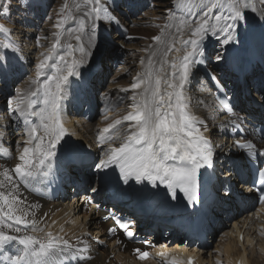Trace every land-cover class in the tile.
<instances>
[{"label": "bare ground", "instance_id": "1", "mask_svg": "<svg viewBox=\"0 0 264 264\" xmlns=\"http://www.w3.org/2000/svg\"><path fill=\"white\" fill-rule=\"evenodd\" d=\"M6 3H7L6 0H0V6ZM171 18H173V16H171ZM237 24H238V29L236 32V39H234L231 43L223 44L222 43L223 37L216 36V38L219 40L218 43L221 44L223 48L222 55L224 50H227L226 57L222 58L221 60H218L217 62L213 61V62H209V64L202 65L201 68H199V71L202 73L203 76H209L210 74H212V70L222 68V72L227 73L225 74V76L229 78L231 77L230 74L231 72H237L238 74L239 72H249V74L252 76H254L255 73H258L260 75V78L262 79L261 81H255L251 79V81H253L251 87H253V89L257 91L258 86H260L262 82L264 84V73L262 70H258V64H256L259 63V58L264 55V20L262 21V19H260V14L258 15V18L250 14H247V19L245 21H238ZM122 25L124 26L123 23ZM0 35H2V32H0ZM210 39L211 38L204 39L201 42L202 47L207 42H209ZM247 39H250L252 41V45L247 44ZM245 42L247 47L245 45ZM4 43L5 41L2 39V37H0V45H3ZM150 45H152V43ZM161 50L163 51V48ZM237 51H239L238 54ZM23 52H25L24 49ZM179 52L180 51L175 50L174 52L175 56H173L172 60H170L171 57L168 58V60H170L168 61L169 64L174 62V58H176V54H178ZM1 53H2V46H0V63H3L2 61L3 55ZM183 53L180 52V54H178L177 56L180 57L183 55ZM142 56L145 55H141V57ZM217 56H219L220 58L221 51L218 52ZM141 59H143V57ZM214 59H218V58H214ZM82 60L83 62L76 63V68H75L76 74L70 76L68 83L65 85L66 92L64 94V99L61 101L60 116H59L61 125L65 131V135L61 143L55 149L56 156L53 157L50 162H46L45 166H43L42 168V171H48L50 174L47 177L37 174L35 179H33L30 183L28 184L20 183L16 191V195L18 197H21L24 201V204L22 206L28 209L27 219L29 221H35L36 222L35 227L37 229H42V231H33L32 226L29 225L27 229L21 226V232L18 234L17 233H9V234H16V235L29 234L41 239H46L47 238L46 234L51 232L53 237L67 239L72 245H74V249H70L65 253H61L60 256L57 257V264H173V262L174 264H185V260L188 256L195 258L194 264H237V263L254 264V262L256 263L254 258L255 257L259 258L258 256L253 257L255 253L259 254V256L260 254L264 256V238L262 237L263 234L260 236L263 239L261 238V242L258 246V250H255L254 246L252 245L253 239L251 238V235H249L248 232V230L254 229L253 227H251V225L247 227L248 230H246L245 227L244 230L242 231H240L241 227L235 225L234 229H232L229 233V237L232 235L233 238H229L228 235L225 234L224 235L225 240L220 239L219 240L220 242L216 244L214 247L212 246L209 247L210 243L208 244L203 243L202 245L199 244L200 245L199 248L203 247V250L197 249L195 252L194 249L193 250L186 249L185 246L183 245L184 243H189L187 242V240L191 241L192 239L185 238L186 241L184 240V242L182 243L181 241L183 240L180 237V234L178 233L180 231L175 230L172 226H168L162 223L163 217L161 216L151 215L147 218H144L142 216H137L136 220L140 223V221L143 219H150L149 221H151L150 222L151 233L154 234L156 232L154 231V229L157 230L159 228L165 229L167 230V233L164 234L169 236L170 241H166V240L163 241V237H159L156 240H152L153 236L151 235L147 236L144 230H142V227L135 228V230L134 228H132L131 231L133 233L135 231V233L132 238H129L124 234V232L120 231L117 227L113 226L112 219L114 214L128 216V217L130 216L129 214H135L136 212L135 205L137 204L135 202L137 201V199H140L141 202H143V204L148 202L149 207L152 209L153 214H155L153 207L160 202V199L156 196H150V194H148L146 181H143L142 183H137L135 178L133 177L130 178L127 183H125L120 176L119 168L116 167L115 165H112L108 169H103V170H98L95 167V170L98 173V179L96 180V184H94L95 191L93 193H88V190L90 189L91 186L90 182L92 181V178H90L89 176L92 175V173L91 174L88 173L89 164H85V163L94 160V156L91 153L92 152L95 153L94 151L95 144H98L96 145V147L99 149L104 147L105 142H107L108 140L102 138L106 137L107 135L117 136L114 135V131L118 129L120 125H118L115 129L111 130L109 134L103 133L101 136L97 135V137L94 138L95 142L89 143L90 139L93 138L92 135L93 132L91 131V128L88 126L86 127V125L79 126L78 124H80L79 123L80 120L78 119L80 118L75 119L73 115L68 116V113H71L72 111L70 110L71 108L70 106L72 104L78 105L81 101L90 100L89 92L90 90L93 89L92 86L95 80L92 79L91 77L89 79L90 86H88V84L85 83L87 77L84 78L83 74L87 72L89 73L90 71L92 76L93 73L98 72L96 68L92 69L89 67V65L87 66L84 58H82ZM143 66L145 65L143 64ZM3 68H6V65H4ZM241 69H243V71H241ZM196 70H198L197 65L192 64L189 70L191 72L190 76H195L194 72ZM174 73H177L176 80H173V77L172 80L174 83L178 84L179 81L178 68L177 69L173 68V74ZM50 74L52 73H49V75ZM165 80L166 79H164V81ZM147 81L148 80H146V83ZM215 82L217 84V87L215 88L216 90L215 96L208 98L207 102H205L206 100H203L205 98L204 96L203 99H198V98L196 99L193 94L194 90L193 91L191 90L190 92V89L192 87H190V89H186L184 87L183 98H184V103L186 104L191 103L193 105H196L197 115L199 114V116H195L196 114H194V116L192 117H194L197 121L202 122V123H198L196 127L200 129V132L205 137L211 139L213 146H215L214 144H216L217 146L214 147V150L216 151V157L219 159L218 163L216 164L218 172L223 173L226 171V174L230 173L231 175H233L234 177L232 179V182H238L239 180L241 181L242 186L238 185L237 189L234 188L233 185H231V189H234L235 195L232 196V194H228L227 191H224L223 195H221L222 197H224L223 201L226 204L220 206L221 211H224L226 213V215L223 216L221 215L222 218L224 219V216L229 217L230 212L233 211V209H235L234 208L235 206L245 204L246 202H249L250 199L255 200L256 195L250 189L248 183H243L246 182L245 181L246 178H244L243 176L241 177L240 174L238 175L240 171L237 169L236 164L232 163V160L230 158L231 154L228 153V151L232 149H227L228 145H226V142L223 141L224 139L214 143L215 141L212 140L211 135H216V134L215 132L212 133L213 131L212 129H217L218 127L225 128V130L219 129L218 131H220L221 133H218L217 135L220 136L219 137L220 139L222 138V136H227L229 141L231 140V144H233L238 149V151L235 150V153L238 154L239 152L238 155H240V158L246 161L247 165H249L250 170L248 171V174L245 177L248 176V178H250L251 168H257L262 166L263 157L252 156L249 150L242 147H238V144L242 145L246 141H251L255 145V148L257 150L264 149V139L257 132V128L261 127L259 123L264 122V112L257 109V107L254 105H250L249 106L250 109H248L247 111V106H248L247 105L244 106L245 107L244 110L247 111L249 116L246 114L243 115L236 114L232 110L234 106V102L232 99H230L231 97L226 96V93L224 91V86L220 85L218 81ZM186 83L187 85L191 84V82L189 81ZM70 86L72 87V89L69 90ZM160 87L162 88L161 85ZM3 88H4L3 84L0 83V94H2ZM162 89L165 90L164 87ZM168 89L167 92H169ZM261 91L264 92V89H261ZM161 94L163 95L164 93ZM143 98L144 100L149 99L150 92L145 93L144 90ZM38 99L40 100V96H38ZM221 101H224L228 105V107L227 108L223 107L220 103ZM262 102L263 101H261V103ZM213 104H216V106L220 105L221 110L219 109L218 111L222 112L223 114H221L218 117L217 116L215 117L216 113L213 112L215 114L213 115L211 112L213 108ZM39 105L40 106H38V109L43 108V104H39ZM238 107H242V105L239 104ZM66 108L67 109L69 108V110H66ZM129 110H130L129 112L134 111L133 108H129ZM29 112L30 110H28V113ZM190 114L191 113H189V115ZM239 116L241 118H245V120L241 122V125L238 119ZM26 118L29 121L34 119L36 121L35 123H37L38 121V119L32 115H29V117ZM130 122L132 128L136 130L135 127H133L135 122L134 121H130ZM208 123L215 125L217 124V127L214 125L208 128ZM9 126H10L9 123L7 124L6 122L0 121V131L6 129V133L3 137V140L2 142H0V150H4L7 152V155H5L4 151H0V172H2L4 168L11 169L12 167H14L15 164L19 162L17 160V157L21 153L19 152L16 154V156H12V154L10 153V147L5 145L4 143L5 141H8L7 140V138H9L8 134L10 133V131H12V129H9ZM11 127L13 126L11 125ZM119 129L121 130V132H119V134L121 135L123 133L122 131H126L127 129H129L130 131L131 126L125 125V126H121ZM38 134H42V133H38ZM13 137L14 136L9 138V141L13 139ZM124 138H126V136H124ZM114 141H116V139L112 140V142ZM84 146L88 150H91L92 152H90V154L81 153L82 162L72 165L73 169H71L70 173L76 176L75 177L71 176L72 179L71 183L74 184V186L70 188L71 192L68 196L64 192V185H62L61 187L58 186L56 184V180L53 178V174L58 172L59 175L64 179L66 178V173L70 170L69 165L63 166L60 163L63 158L62 157L59 158L58 153H66L68 156L73 158V156L79 153V151H81L84 148ZM53 161L58 162L56 168L55 169H53V167L48 168V163H52ZM226 162L228 163L230 162L232 164L231 165L226 164ZM241 169L242 171H245L243 167H241ZM219 177L222 178L223 175L220 174ZM77 178H79L80 181L82 180V182H78L77 180L79 179ZM221 184L225 185L226 183L225 181L222 182L221 180L218 179V181L215 184V188L216 189L219 188ZM239 187L244 188L245 198L241 196L240 194L241 190ZM73 189H75V192H73ZM0 190H4V189H0ZM237 190L239 193L237 192ZM118 191H119V195L122 196V199L125 196L127 198V202H129L132 206L127 207L118 203L116 200V196L115 197L109 196L107 198L108 202L104 201L103 204H102L103 200L102 201L97 200L98 197L106 198L105 196L106 193L115 192L116 195L118 194ZM215 204H219L218 200L216 201ZM211 209L213 210V207H211ZM255 216L257 217L256 220H261L262 222V227H260L261 224L260 226L257 225V227L259 229L260 228L264 229V202H262L258 206V208H256L254 213L250 216V221L255 220L254 219ZM209 220L211 221V223L220 222V219L213 211L209 216ZM224 222H226V219L224 220ZM109 228H113L115 229V231L112 234H109L108 233ZM206 230L208 234H210L211 232L210 235H213L214 229L212 224H209ZM255 230H257V228H255ZM5 231L7 232L8 230L5 229ZM243 231L245 235H247L248 237H245L244 240L242 239L240 244L239 243L236 244L237 235L240 232L242 233ZM226 238L228 240H226ZM156 241H161V242L157 243ZM245 244L249 245V248L246 251L247 253H249V255H247V253L245 252V248H244ZM85 247L87 248L86 252L78 251L79 249H83ZM21 248L22 246H20L16 242H13L10 245H8L7 250H5L4 248H0V264H7V257L16 254L17 251ZM135 249H140L141 251L148 250L150 253V257L146 260L138 261L137 255L135 253Z\"/></svg>", "mask_w": 264, "mask_h": 264}, {"label": "rangeland", "instance_id": "2", "mask_svg": "<svg viewBox=\"0 0 264 264\" xmlns=\"http://www.w3.org/2000/svg\"><path fill=\"white\" fill-rule=\"evenodd\" d=\"M6 1L8 3V0ZM104 2L105 0H102V3ZM226 2L227 0H222L224 6L219 9H213V12L220 11L225 15L228 14ZM11 3L12 8L7 14H5L3 10L5 4L0 6V25L10 30L8 39L15 44V49L7 50V60H2L3 63H0V83H2L4 87L2 94H0V121L6 122L7 124L9 123V129H12L8 136L9 138L12 136L14 137L9 141V144H6L10 147V153L12 156H16L17 153L22 152L25 146L24 140L27 139L24 134L25 126L23 123L25 117H21L15 112L16 99L18 95L27 97L30 92L38 89V84L31 83V80L35 79V66L43 59L42 54L52 49V45L56 43L58 38L59 44L56 49L52 51V59L48 61L49 65L56 64L59 67L62 65L61 69L66 74L67 66L65 62L72 63L75 61L79 63L83 62L82 58H84L87 66L89 65L92 69L96 68L98 71L93 78L96 80L94 90L89 93L92 95L90 96L91 100L89 102L83 101L80 104L78 113H75L76 117L82 118L78 125H86V127H90L93 132V138L90 139L89 143L95 142L94 138L97 137V135L101 136L103 134L102 129L116 120L122 121L119 128L125 125L131 126L130 131L129 129L122 131L123 133L121 135L119 134V132H121L119 128L114 131V135L120 136L119 139H116L114 142H105V146L100 148L96 153L97 157L93 164L94 166L98 164L101 159H106L105 153L109 148V143H111L112 147H119L126 139L124 136L134 131L131 122L123 121V117L130 113L129 108H133V103L142 105L145 102L143 94L145 87H148V69L151 68L153 73L151 78L152 84L155 80V75L158 74L161 79L163 78V81L161 80V86L162 88L164 87L165 90L160 87L161 93L166 94L168 89L167 85L170 82L174 83L172 80V63L169 64L168 61L172 60L173 56H175V49L182 47L178 41L180 39L191 38V29L187 26L184 27L182 32L177 31L179 22L182 19H187L189 21L195 20L197 19L196 13L206 10L205 6H211L209 0H106L109 11L115 17V20L111 23L103 20L97 21L101 26L96 30L95 34H92L91 25L93 22H97L94 21V17L90 19L85 15L92 7L87 0H11ZM255 3L257 12L251 13V10H247V14L255 16L256 18H258L260 14V19L263 21L264 11L261 9L259 0H255ZM189 9H191L192 15H189ZM171 16H173V18H171ZM81 23L84 25L83 32L78 31ZM58 24H60V27L56 26ZM192 27H195V25L193 24ZM76 36H79L80 39L77 40ZM154 36H159L160 41H156L157 43L154 42L152 39ZM0 37L5 41V34L3 32ZM209 38H211L210 41L202 47L203 55L197 54L192 58L197 61L195 64L198 70L194 72L195 76H190L191 72L189 71L187 82L189 81L191 84L187 85V83H185L184 85L186 89L192 87L190 92L194 90L193 94L196 99H203L205 97L203 99L206 100L205 102H207L208 98L215 96V88L217 87L215 81H218L220 85L224 86V91L228 97L233 95L234 91H236L233 80L235 77L231 76L229 78L225 76L227 73L222 72V68L212 70V74L209 76H203L199 71L202 65L209 64V62L213 61L217 62L224 58L222 55V45L218 43L219 40L216 36H211L210 33L205 36L204 39ZM151 43L152 45H150ZM167 43L169 45L174 43V50L168 52L167 56H163V53H165L169 47ZM69 45H71L73 49H71ZM162 48L163 51L161 50ZM23 49L25 52H23ZM81 49H83V51H81ZM184 50L185 49L180 48L181 53H183ZM187 50L190 51L191 48L189 47ZM5 51L6 49L2 47L1 54L3 56ZM219 51H221L220 58L214 59L219 57L217 56ZM180 52L178 54H180ZM178 54H176V57H178ZM141 55H145L142 56L143 59H141ZM59 56H64L65 61H60ZM169 57H171L170 60H168ZM140 60H142L143 63ZM150 60L151 63H149ZM143 64L145 66H143ZM4 65H6V68H3ZM52 71L53 69L51 67L46 69L41 80L48 76L49 73H52ZM166 75L171 78L169 79ZM164 79H166V82ZM146 80H148L147 83ZM133 83H139L140 89H132L131 85ZM70 89H72L71 86L69 90ZM168 90L173 91L172 89ZM258 92L261 94V99L264 100V93L262 91ZM133 97H135V100H133ZM33 99L39 100L38 96ZM174 100L175 98L173 97V102ZM26 104L27 99L25 100V105ZM190 104L191 103L187 104L189 106L187 108H191L190 110L186 109L187 113L193 114H190V116H194V114H196L195 116H199V114L197 115L196 105L191 104L190 106ZM241 104L242 107H238L237 105L233 107V111L238 115L246 114V110H244V106L246 105L243 103ZM22 107H24V105H22ZM33 107L36 111L40 110L36 105ZM213 108L211 112L213 115L216 113L215 117L223 114L222 112H219L220 114L218 113L220 105L216 106V104H213ZM66 110H69V108H66ZM71 110L75 112L76 108L72 106ZM29 115L28 111H26L25 116L29 117ZM37 123L39 124V120ZM11 125L13 127H11ZM214 125L215 124L208 123V128ZM215 126L217 127V124ZM219 129L225 130V128L222 127L212 129V133L215 132L216 135L211 136H213L216 142L224 139L223 141L228 145V148H226L232 149L228 151V153L232 154L233 159L237 160L238 154L235 153V146L231 144V140L229 141L226 136H222L221 139L219 138L220 136L217 135L221 133L218 131ZM9 138H7V140H9ZM242 163L245 162L242 161ZM94 168L95 167L90 166L88 173H93L89 177L92 178V182L94 181V183H96L97 174L95 170H93ZM94 183L91 184L88 193H92L95 187ZM234 185L237 188L239 183H234ZM254 207V204L246 205L242 210L234 214L231 222L234 220L239 224L246 222L243 224V226H246L253 213L247 214V212L251 209L255 210L256 207ZM232 226L233 224L227 223L217 225L210 239L211 242L209 247H214L220 242V239L225 240L224 235L227 234V231H229ZM260 227H262V224ZM258 232L260 233L257 237L260 239L262 237L264 238V229L260 228ZM249 233H252V230H250ZM162 235L163 231H161L160 234L158 233L153 240L162 237ZM261 235L262 237H260ZM167 239L168 237H163V241ZM156 242L159 243L161 241ZM255 242H257L256 238L254 239V243ZM244 247L246 251L249 248L246 244ZM253 257H255L254 260L256 261L254 264H264V256L262 254L259 256V254L255 253Z\"/></svg>", "mask_w": 264, "mask_h": 264}, {"label": "snow or ice", "instance_id": "3", "mask_svg": "<svg viewBox=\"0 0 264 264\" xmlns=\"http://www.w3.org/2000/svg\"><path fill=\"white\" fill-rule=\"evenodd\" d=\"M87 2L92 5L90 10L85 13L90 19L94 17V21L103 20L109 23L115 20L109 11L106 0L104 3L102 0H87ZM259 3L264 11V0H259ZM209 4L211 6H205L206 10L195 14L197 19L192 21L182 19L179 22L177 31L182 32L187 26L191 29V38L178 41L185 49L184 54L174 58L171 65L174 69L178 68V84L169 83L167 87L173 91L162 95L161 77L155 75L153 85L151 82L153 73L149 68V86L145 88V93L150 92V98L146 99L142 105L134 103L132 105L134 111L123 117V121L135 122L133 127L136 131L127 134L126 139L119 147H112L109 143V148L105 153L106 159H101L96 164L98 170L108 169L115 165L119 168L120 176L125 183L133 177L137 183L148 181L153 187L158 186V182L159 185L166 187L173 198L179 190L184 194L189 204L198 199L199 170L210 166L214 156L210 140L196 127L198 123L202 122L187 113L188 105L184 103L183 90L189 78L190 66L197 63L192 58L197 54L203 55L201 42L209 33L211 36H222V43L229 44L236 39L237 22L247 19V10H251L253 13L257 12L255 0H227L228 14L226 15L220 11L213 12V9L224 6L222 0H209ZM11 8V0H8V3L3 6L4 13H9ZM189 15H192L191 9H189ZM193 24L195 27H192ZM56 26L60 27V24ZM100 26L93 22L91 25L92 34H95ZM78 31H84L83 23ZM0 32L5 34V43L0 46L6 49L2 57L6 61L7 50L15 49V44L8 39L9 29L0 25ZM76 39L79 40L80 37L76 36ZM152 39L159 41L160 37L154 36ZM58 44L59 39L57 38L52 49L42 54L43 59L35 66V79L31 80V83L38 84V89L30 92L27 97L18 95L15 102V112L19 116L25 117L23 121L24 134L27 139L22 152L17 157L19 162L11 169L4 168L0 172V189H4L0 190V248L7 250L8 245L13 242H18L22 246L16 254L7 257L8 264H57V257L61 253L74 249V245L67 239L53 237L51 232L46 234V239L29 234H9H18L21 232V226L27 229L29 225L32 226L33 231H42L35 227V221L27 219L28 209L22 206L24 201L16 195V191L20 183H30L37 174L45 177L50 174L48 171H42V168L46 162H50L56 156L55 149L65 135L59 118L61 101L64 99L65 85L68 83L69 77L76 74V62H65L66 74L58 65H49L48 61L52 59V51ZM189 47L190 51L187 50ZM173 50L174 45L170 44L164 55L167 56L168 52ZM175 50L180 51V49ZM59 60L65 61V57L59 56ZM49 67L53 69L52 74L41 80L45 70ZM176 76L177 73H174L173 80H176ZM139 87V83L131 85L132 89ZM37 96H40V100L33 99ZM173 97L175 98L174 102ZM26 99L27 104L25 105ZM220 103L223 107H228L224 101ZM39 104H43V108L36 111L33 106H39ZM28 110H31L30 115L39 120V124L26 118L25 113ZM121 123V120H116L108 124L102 131L109 134ZM5 133L6 129L0 131V142H2ZM102 139L112 141L119 137L107 135ZM238 147L249 150L252 156L264 157V149L257 150L251 141H246L242 145L238 144ZM4 154L7 155V152L4 151ZM48 168H51V163H48ZM257 171L259 183L264 185V167ZM261 199H264V196ZM117 223L127 237L134 236L128 223L122 221H117ZM5 229L8 231L6 232ZM114 231L113 228L108 229L109 234ZM78 251L86 252L87 248ZM135 251L139 254L140 259H146L148 256L147 252H142L140 249H135ZM188 264H192L191 258H189Z\"/></svg>", "mask_w": 264, "mask_h": 264}]
</instances>
